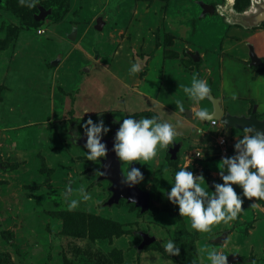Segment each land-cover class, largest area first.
<instances>
[{
	"label": "rangeland",
	"instance_id": "1",
	"mask_svg": "<svg viewBox=\"0 0 264 264\" xmlns=\"http://www.w3.org/2000/svg\"><path fill=\"white\" fill-rule=\"evenodd\" d=\"M202 2L225 5L227 0H39L34 8L10 0L28 23L9 26V36L0 37V52L11 47L12 57L17 56L20 69L29 74L19 75L10 85L0 80V264H192L194 259L207 264L206 251L213 247L238 257L229 264H264V200L252 207L251 201L259 198L244 197L236 219L214 224L207 233L191 229L189 218L184 217V239L192 256L183 255L181 245L179 254L169 256L162 243L173 239L177 227L171 211L149 208L143 212L136 203L126 204L125 199L109 203L111 180L97 175V171L102 172L103 157L97 163L84 154L88 149L82 125L89 116L94 121L103 119L110 126L104 136H111L116 122L121 123L125 115L139 118L162 110L159 102L164 103L168 97L155 95L163 85L164 79H157L162 75L166 80L170 77L174 90L182 89L180 83H190L194 72L208 83L212 79V87L219 79L211 77L206 64L220 65L226 57L228 63L236 61L246 68L250 57L247 61L249 55L241 50L250 44L251 50L264 57V23L243 29L241 34L225 21V14L204 12ZM252 3L234 0L242 11L249 10ZM42 12L38 23L28 20L27 14ZM98 19L103 20L101 27ZM195 52L206 62L198 70L200 64L192 57ZM151 55L154 58L149 61ZM124 57L145 61L141 74L148 78L147 83L139 86L137 81L138 90L129 89L117 99L115 92L105 97L112 86L115 90V78L108 73L106 77L103 71L88 77L94 73V66L105 62L110 68ZM262 68H257L261 76L255 83L264 81V64ZM35 77L42 87L41 97L33 101L26 91L13 96L18 90L31 88ZM102 79L104 87H100ZM156 79L157 89L150 91L148 86H153ZM82 84L86 87L78 102L82 107L77 112L81 114L76 117L74 100ZM139 90H144L147 97L141 102ZM62 95H68L70 106L68 114L58 119L56 116L64 113L62 108L56 115V103L64 104ZM14 98L15 102H10ZM238 98L239 102L232 103L233 111L243 105L244 97ZM146 100L150 104L147 101L142 105ZM258 101H247L246 113L241 114L250 117ZM260 101L264 103V97ZM257 109L262 110L254 111L257 118L264 121V106ZM232 129L236 134L211 129L217 135L209 133L210 141L180 139L175 159L170 152L173 144L168 150H159L147 163L136 161L144 174L140 186L157 191L167 204L171 201L166 193L175 170L191 161V170L203 173L209 186L214 187V182H222L218 163L229 155L219 152L216 138L226 136L235 151L237 134L242 135L243 128ZM77 130L82 135L74 143L70 133ZM197 149L203 154L200 157L193 156ZM165 165L167 179L162 171ZM122 167L127 169L129 164L122 162ZM69 182L71 198L79 197L81 184L91 193V198L81 200L75 209L67 207L64 195ZM234 187L242 192L238 185ZM146 234L155 239L145 242ZM222 235L223 241H214Z\"/></svg>",
	"mask_w": 264,
	"mask_h": 264
},
{
	"label": "clouds",
	"instance_id": "2",
	"mask_svg": "<svg viewBox=\"0 0 264 264\" xmlns=\"http://www.w3.org/2000/svg\"><path fill=\"white\" fill-rule=\"evenodd\" d=\"M21 5L34 8L39 0H19ZM142 62H133L129 72L134 74L143 70ZM183 89L184 96H177L174 104V112H185V97L198 104L207 98L211 93L209 83L198 73H193L190 83L179 84ZM236 99V94H232ZM88 112V111H86ZM85 112V113H86ZM193 115L201 121H211L215 123L212 113L208 107L201 106L192 111ZM98 114H102L98 112ZM83 135L86 136L84 151L88 160L100 163V158L107 156L109 151L107 142L103 136L109 132L110 126L105 124L103 119L94 121L91 116L83 122ZM178 126H182V121L176 124L161 118L159 113L151 116L125 115L116 130L114 136L113 151L120 161L128 163L127 169L123 168L124 182L128 186H134L144 179L141 168L130 166L133 161L147 163L156 157L159 150H168L176 141L178 136ZM80 131L70 133L75 140L80 139ZM234 153L225 155L218 163L222 182H214V187H210L203 173L195 174L189 167L191 161L182 167H178L174 172V178L170 190L166 195L169 201L178 205L179 214L187 217L191 223V229L200 233L211 231L214 224L228 222L236 219L242 211L244 197H256L259 200H252L250 206L256 207L260 200H264V129H259L255 124H247L243 128V134L238 135L234 143ZM197 155H203L196 151ZM167 179L168 168H162ZM103 174L97 171V175ZM234 185H238L242 192H238ZM210 189V190H209ZM79 197L71 198L72 187L70 182L64 193L67 207L75 209L80 201H87L91 198L89 193L81 184ZM162 247L169 256L180 253V246L177 241L167 239L163 241ZM207 264H229L228 254L217 248H209L206 251ZM192 264H199L193 260Z\"/></svg>",
	"mask_w": 264,
	"mask_h": 264
},
{
	"label": "crops",
	"instance_id": "3",
	"mask_svg": "<svg viewBox=\"0 0 264 264\" xmlns=\"http://www.w3.org/2000/svg\"><path fill=\"white\" fill-rule=\"evenodd\" d=\"M202 8H203V6H202ZM207 13H210V12H207ZM214 13H211V14H214ZM223 17L225 18V21L233 27V30L237 29L241 34H243V32H244L243 29H252V28H246L240 24H232L226 19L225 15ZM16 22H18V20H17L16 16L10 10H8L6 8L5 0H0V37L1 36L4 37L7 33L8 26H10L12 24H16ZM2 27H4V28H2ZM245 37H246V35H245ZM241 41H243V43H245V40H241ZM251 45L252 44L247 45L246 50L245 49L241 50L242 53H246L249 55L247 61H249V57H250L251 63L247 64L246 68H243L241 63H238L236 61L228 63L227 60L225 59L226 57H223L222 63L220 65H215V66L208 65V64H206V62L203 61V58H201V55L198 52H195V54L192 53V57L194 59V62H198L200 64L199 67L196 65V67H198L197 70L201 69L202 66H204L206 64L207 67H209V72H211V77L219 79V81H217L216 86L211 87L210 95L207 98H205L204 100L200 101L198 103V105L193 104V102L189 101L185 97L186 109H185L184 113L174 112L176 109V105L174 104L176 97L177 96H184V93H183L182 89L181 90L180 89L174 90V88L171 85L172 82H171L170 77H168L167 80L165 79L166 78L165 75H162L161 77L157 78L159 80L164 79L163 85L158 90H156L157 86L155 85V82L157 81V79L151 84L153 86H148V87L152 88L150 91L156 90L155 95H158L157 93H159V95H161V97H164V96L168 97L164 101V103L159 102L160 106L163 105L162 110L159 109V114L161 115V118L167 119L169 122H171L173 124H176V121H178V120L182 121V126H178L179 138H178V140L176 139L177 142H175L173 145V146L177 145L178 150L180 149V146L182 143L181 140H184L185 137L188 138L193 143V141L195 142V141H197V139H202L203 141L204 140L210 141L211 136L208 134L210 133L212 136H216L218 133L217 132L218 130L219 131L224 130V132L225 131H231V133H235L232 128L233 127L236 128L238 126L229 125L228 123H226L223 120V118L225 119V118L231 117V116L246 117V116H244L246 114H241V111H242V113H246L245 108H244L245 107L244 104H247V101L249 103L250 99H252V98L259 100L257 105H255V107H254L255 108L254 111H256V112L262 111V110H258L257 107H263L264 106V103H262L260 101V100H262V97H264V81H262L260 83H255L254 81L257 80L258 75L260 74V73H258L259 70L257 68H262V66L264 64V57L259 56V54H257L256 51H254L253 49L251 50L250 49ZM235 50H240V49H235ZM252 52L256 53V55L258 57L262 58L263 62L259 63V65H254L252 62ZM196 55H197V57H196ZM222 55H223V53H222ZM148 57H150L149 59L147 58L149 61L153 60V58H154V56L152 57V55L148 56ZM137 61L142 62V64L145 65V61H143V60H139V59L136 60L135 58H132V57L131 58L124 57V59L123 58L119 59L115 65L110 66V68L113 70L112 71L109 68V65L107 67L106 64H104L105 62L100 63L98 66L97 65L94 66L95 67V70L93 71L94 73L89 75L88 78H91L93 75H95L97 72H100V71H103L105 74L108 73L110 77H114L115 78V90L112 86V89L110 90L109 93L106 94L105 97H108V96L112 95L113 92H115L116 99H117V97L119 95H123L129 89L136 90L139 86L146 85L148 78L146 80L144 78V76H142L141 71L134 73V74L129 72V68H130L131 64L133 62H137ZM18 62H19V60H18L17 56H14V58L12 57L11 47H9L7 49H3V51L0 52V66H1L0 67V80H2L5 85H10L11 83H15L14 82L15 78H17L19 75L23 76L24 73L29 74L27 71L24 72V69H20L21 64L19 65L20 62L19 63ZM228 64H229V67H228ZM245 64H246V62H245ZM148 65H149V62H148ZM241 68H242V70H241ZM205 73H207V72H205ZM107 76L108 75L106 74V77ZM259 76H261V75H259ZM88 78H86V79H88ZM86 79H84V80H86ZM37 80L38 79L35 77V79L33 81V86H31V88H29V89L23 88L21 90H18L16 92H14L13 96L16 97L20 94H23L24 91H26V92H29L28 94H30L33 97V101H36V99L41 97V93H42V89H41L42 87H39L40 84L38 82H36ZM209 80H210L209 84H211L213 80L212 79H209ZM247 80H248V82H247ZM137 81L139 83V86L137 85L138 83H136ZM141 81L143 82L142 84H141ZM104 85H105V79H102L100 82V87H104ZM85 87H86L85 84H82L81 91L79 93H76L77 97L74 100V108H75L74 114L76 117L79 114H81V113L77 112V111H79V107H82L81 105H78V102H79V99H80L83 91H85ZM102 89H104V88H102ZM144 90H146V89H144ZM144 90H139V92H138V94L140 95L139 96L140 102H141V99H144L143 97L147 98ZM104 91H105V89H104ZM233 93L236 94V99H233V97H232ZM238 96L244 97L243 98L244 102H242L243 105H241V107H243V108L240 107L239 111H233L234 107L232 106V103L235 104V101L239 102ZM153 97H155V96H153ZM61 98H62L61 102L64 104L60 105L59 102H58V104L56 103V105H57L56 115H57V111H59L62 108H63L64 113L56 116V118H58V119H61L66 114H68L67 111H68V107L70 106V101H69L68 95L67 96L62 95ZM212 98H217L219 100V104H220L221 108L223 109V114H222L223 118L222 119L217 118L218 124H212L211 121H201L198 118H196L192 113V111L194 109H198L201 106L208 107L210 112L212 113L214 110ZM15 99L16 98H14L13 101H10V102L14 103ZM151 100L155 101V98H153ZM231 100H233V102ZM147 101L148 100H146L142 105L147 104ZM99 102H103V101H99ZM105 102L107 103L108 101L105 100ZM110 102H113V101L111 100ZM148 103L150 104V101H148ZM86 104L88 105V102ZM240 104H241V101H240ZM136 105H138V104H136ZM83 106H84L83 112H86L87 106L85 104ZM102 108H104V107H102ZM65 109H67V110L65 111ZM127 110H130L129 112L132 111L131 109H127ZM187 110H189L190 113H188ZM254 111L252 114L256 115V113ZM83 112H82V114H83ZM29 116H27V118H29ZM60 116H63V117H60ZM22 117H23V115H22ZM31 117H33V116H31ZM256 117H258V116H256ZM116 123L120 124L118 122H116ZM214 128H217V130H216L217 133L211 132V129H214ZM235 137H236V135H235ZM217 138H216V141H217ZM191 139H193V140H191ZM181 151L182 150H180L179 152H181ZM177 157H178V155H177Z\"/></svg>",
	"mask_w": 264,
	"mask_h": 264
},
{
	"label": "water",
	"instance_id": "4",
	"mask_svg": "<svg viewBox=\"0 0 264 264\" xmlns=\"http://www.w3.org/2000/svg\"><path fill=\"white\" fill-rule=\"evenodd\" d=\"M252 7L246 11H238L234 7V0H227L225 5L216 3H200L203 6L204 12L214 13L215 11L225 14L226 19L232 24H240L246 28H253L261 25L264 22V0H252ZM39 20L44 16L42 12L40 15H35ZM98 27H101L104 23L102 19H98ZM197 57V55H196ZM252 62L254 65H259L262 63V58L258 57L256 53L252 52ZM214 110L212 112L213 118L222 119L223 109L219 104L217 98H212ZM190 113L189 110H187ZM223 120L229 125L243 127L247 124H255L257 128L264 129V121L259 120L255 114H252L250 117H237L231 116L223 118ZM120 124H116L114 127V133L111 136H103V140L107 142V147L109 149L106 158H102L101 178H108L111 180L110 190L113 192L109 197V203L119 202L121 198H126L128 202H135L141 207V210L144 212L150 208L151 203V192L147 189H144L140 186V183L134 186H128L124 182L123 177V168L122 161L119 160L116 153L113 151L112 146L114 143V136L116 130L119 128ZM86 136L83 137V142H85ZM178 146L175 145L171 149L172 158L177 157ZM131 166H136V161H133ZM213 184V183H212ZM224 236L214 238V241H223ZM145 242L149 243L155 239L153 236H145ZM238 260V257L235 255L228 256V262L232 263L233 261Z\"/></svg>",
	"mask_w": 264,
	"mask_h": 264
},
{
	"label": "trees",
	"instance_id": "5",
	"mask_svg": "<svg viewBox=\"0 0 264 264\" xmlns=\"http://www.w3.org/2000/svg\"><path fill=\"white\" fill-rule=\"evenodd\" d=\"M5 6H6V8L8 10H10L16 16V18L18 20V22H17L18 24H21V25L25 24L26 25L28 23V22H25L24 19H23L24 18L23 17L24 14L20 13V11L18 9H16L15 7L13 8L11 6L10 0H5ZM234 7L238 11H242V10H239L235 6V4H234ZM27 17H28V20L30 22H32V23H38L39 22L38 19L35 16V13H29V14H27ZM17 23L16 24H12L10 26H17ZM8 36H9V26H8V29H7V33L3 37V39H6ZM220 133H223V132H220ZM175 162L177 163V160H174L173 159V163H175ZM150 192H151L150 208L159 209V210H168L169 209L171 211L173 217L176 218V220H177V227H176L175 232H174V235H173V240L177 241V243H178L179 246L180 245L182 246L183 255L185 253H187V256H189L191 258L192 255L188 251V245L186 244V241L184 239V234L186 232V222H185L184 217H182L179 214L177 205H174L172 202H169V203L165 204L161 200L160 194L157 191H150ZM121 199H125L126 204H130L131 205V204L135 203V202H128L126 198H121ZM154 245L155 246H158V244H154Z\"/></svg>",
	"mask_w": 264,
	"mask_h": 264
},
{
	"label": "built area",
	"instance_id": "6",
	"mask_svg": "<svg viewBox=\"0 0 264 264\" xmlns=\"http://www.w3.org/2000/svg\"><path fill=\"white\" fill-rule=\"evenodd\" d=\"M215 120V123H212V124H218V119L217 118H213ZM228 138L222 134H220V136H218L217 138V148L219 149V152L222 154H229V155H232L234 153L233 150H231V146L228 145ZM197 151L201 152L200 150L197 149ZM202 154V152H201ZM193 155L195 157H200L201 155H197V152L195 151L193 153Z\"/></svg>",
	"mask_w": 264,
	"mask_h": 264
},
{
	"label": "flooded vegetation",
	"instance_id": "7",
	"mask_svg": "<svg viewBox=\"0 0 264 264\" xmlns=\"http://www.w3.org/2000/svg\"><path fill=\"white\" fill-rule=\"evenodd\" d=\"M171 157H172V154H171ZM123 168V167H122ZM141 185V184H140Z\"/></svg>",
	"mask_w": 264,
	"mask_h": 264
}]
</instances>
